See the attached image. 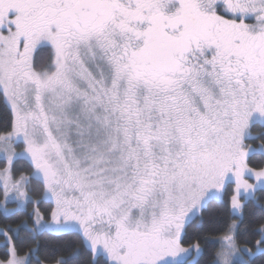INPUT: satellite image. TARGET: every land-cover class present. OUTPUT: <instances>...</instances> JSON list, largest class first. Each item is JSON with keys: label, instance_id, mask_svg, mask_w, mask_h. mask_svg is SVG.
Wrapping results in <instances>:
<instances>
[{"label": "rangeland", "instance_id": "obj_1", "mask_svg": "<svg viewBox=\"0 0 264 264\" xmlns=\"http://www.w3.org/2000/svg\"><path fill=\"white\" fill-rule=\"evenodd\" d=\"M20 1L27 14L8 19L13 33L6 26L0 29V93L13 116L11 133L0 139V211L9 216L24 211L31 202L22 182L11 177L12 163L25 160L33 169L46 165L61 190L51 184L43 186L42 199L54 207L52 222L43 221L34 206L33 227L25 225L33 234L77 231L93 255H102L108 264H159L162 259L169 261L160 264L194 262L200 247H181L180 235L205 202L220 198V191L232 184L231 213L240 217L243 201L252 199L256 190H264V167L259 173H250L245 150L249 125H264V12H259L261 21L247 14L254 4L264 6V0H244L235 9V14L242 16L223 18L225 26L211 22L208 29L212 36L222 37V55L227 61L231 52L255 63L249 90L256 94L258 103L256 100L257 104L244 112L241 108L247 106L229 95L223 75L211 73L191 81L193 95L182 112H195L196 121H184L175 130L166 120L157 125L148 123L153 112L168 118L172 104L162 100L154 86L133 79L126 72L128 66L124 71L128 44L115 40L104 43L103 35H97L92 41L78 39L69 45L60 31L49 32L43 11L47 0ZM193 1L206 10L214 0ZM209 14L214 15L212 11ZM45 46L52 49L51 63L44 72L35 73L34 52ZM226 46L229 49L225 52ZM219 98L226 102L227 113L234 112L233 126L212 128L224 123L213 111ZM180 99L186 98L182 95ZM199 100L200 109L195 105ZM203 120L208 122L207 131L197 129L196 134L193 129ZM259 151L264 156V149ZM153 156L157 159L152 160ZM146 181L156 189L141 192ZM155 191L157 197H151ZM72 193L77 196L69 199ZM149 197L153 205L150 213L145 209ZM74 200L82 207L96 205L93 209L100 208L109 220H115L114 232L124 237L160 229L165 213L179 211L186 217L177 223L173 218L171 229H164L169 234L158 237L152 253L145 248L146 240H130L128 247H122L111 240L107 229H95L88 216L68 217L66 210ZM236 226L233 223L221 238L215 264L244 260L234 243ZM0 234L6 237L9 253V260L0 264H28L30 255L16 256L10 234L3 229ZM139 248L147 252L134 254Z\"/></svg>", "mask_w": 264, "mask_h": 264}, {"label": "flooded vegetation", "instance_id": "obj_2", "mask_svg": "<svg viewBox=\"0 0 264 264\" xmlns=\"http://www.w3.org/2000/svg\"><path fill=\"white\" fill-rule=\"evenodd\" d=\"M243 1L214 0L204 10L197 7L193 0H47L48 4L43 11L47 25L50 27L49 32L60 31L69 45L74 44L78 39L84 43L97 39L95 37L97 35H103L104 43L107 40H115L118 44H128L130 48L123 56L124 71L128 66L126 72L129 71L133 79L142 80L141 85L154 86V90L160 93L161 99L172 104L168 118L163 117L159 120L157 113L151 117L157 118L159 123L166 120V124L175 130L182 123L184 124V121H187V124L191 120L196 121L195 112L185 114L182 112L186 100H190L193 95L191 81H199L211 73L223 75L222 81L227 86L229 95L237 96L238 103L248 107L241 108L244 112H249L252 106L258 103L256 94L249 90L255 63L251 61L252 59L244 60L240 53L232 56L231 52L227 61L222 55L221 48L225 46L222 44V37L212 36L208 30L211 22H219L225 26L226 22L223 18L242 16L235 14V9L243 5ZM21 2L0 0V29L6 26L13 33V25L8 19L23 18L27 14ZM209 11L214 15H210ZM261 11L264 12V6L259 7L254 4L253 10L247 14L255 15L261 21L259 18ZM113 33L121 36L123 40L120 37L114 38ZM227 49L228 46L223 50L226 52ZM182 95L186 98L183 101L180 99ZM220 104L221 106L218 107ZM195 105L200 109V100ZM213 111L224 123L213 125L211 120L212 128L215 125L223 128L228 124L233 126L234 112L227 113L226 102L222 98L213 105ZM251 116L249 115L250 118ZM208 119L210 120V117ZM249 121L247 119L246 122ZM207 128L208 122L203 120V123L195 126L193 130L197 134V129L206 132ZM49 169L51 179L40 183L43 186L51 184L61 190L54 181L52 169L50 167ZM157 171L158 168L155 173ZM155 189L154 185L146 181L143 182L140 191L145 193ZM76 196L75 193L68 194L69 199H74ZM151 197H157L156 191L152 192ZM94 207L96 205L78 206L74 200V203L67 208L66 215L74 217L73 219L88 216L95 229L101 227L107 229L111 240L122 247H128L130 240H146L150 245L145 243V248L152 253L155 252L154 244L159 243L158 237L169 234L170 231L164 229H171L173 218L177 223L179 220L184 221L186 217L179 211L165 213L158 224L160 229L152 228L146 234L132 232L128 237H124L114 232L115 220H109L104 211L100 208L93 209ZM141 249H136L134 254L141 255L147 252ZM168 261L169 259H162L159 264Z\"/></svg>", "mask_w": 264, "mask_h": 264}, {"label": "trees", "instance_id": "obj_3", "mask_svg": "<svg viewBox=\"0 0 264 264\" xmlns=\"http://www.w3.org/2000/svg\"><path fill=\"white\" fill-rule=\"evenodd\" d=\"M112 35L116 36L114 33ZM52 56L50 47L45 46L36 50L32 58L33 72H44L49 67ZM154 113L156 112L150 113L148 123L157 125L159 124L157 118L151 117L155 115ZM157 114L159 120L164 117L160 113ZM12 126V113L0 93V139L11 133ZM249 135L245 140L246 167L250 173H259L264 167V156L259 151V148L264 149V125L251 123ZM151 143L154 144V141L151 140ZM151 159L156 160L157 156ZM2 167L0 163V168ZM10 172L14 181L22 182L31 200L24 211H15L9 216L3 215L0 211V229L10 234L16 256L30 255L28 264H108L102 255H93L84 238L77 231L70 230L60 234L45 231L33 234L29 231L25 225L33 227L34 206L45 222L51 220L54 207L52 203L42 199L44 187L35 179L34 169L28 162L16 160L12 163ZM219 195L218 199H208L200 212L198 211L196 216L185 223L180 235L181 247L197 245L201 252L194 262L186 260L178 264H215L220 244L222 245L220 240L226 236L235 222L237 226L234 243L241 251L244 260L233 262V257L230 264H264V190H256L252 199L243 201L240 217H235L231 213L230 199L233 196V185L227 184ZM2 198L0 189V200ZM150 201L151 198L146 203L148 213L152 212L150 208L153 205H150ZM136 213L137 211L134 214ZM8 260L6 237L0 234V263Z\"/></svg>", "mask_w": 264, "mask_h": 264}, {"label": "water", "instance_id": "obj_4", "mask_svg": "<svg viewBox=\"0 0 264 264\" xmlns=\"http://www.w3.org/2000/svg\"><path fill=\"white\" fill-rule=\"evenodd\" d=\"M35 179L41 182H47L51 179V172L46 165L38 166L34 170Z\"/></svg>", "mask_w": 264, "mask_h": 264}]
</instances>
